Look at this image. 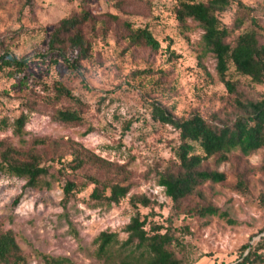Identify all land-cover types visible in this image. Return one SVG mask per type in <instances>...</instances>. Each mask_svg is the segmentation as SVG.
Here are the masks:
<instances>
[{"label":"rangeland","instance_id":"374dc122","mask_svg":"<svg viewBox=\"0 0 264 264\" xmlns=\"http://www.w3.org/2000/svg\"><path fill=\"white\" fill-rule=\"evenodd\" d=\"M178 1L0 0V53L7 50L29 58L20 74L9 76L0 70V141L4 144L0 149L7 144L19 148L12 122L25 113L27 143L19 149L25 151L33 138H44L47 145L40 151L55 172L49 188H32L24 179L0 171L1 227L12 230L27 264H43V253L66 256L70 264H105L95 256L93 240L102 230L126 236L124 226L134 212L129 202L132 194L149 197L148 206H138L148 221L176 228L182 247L175 251L188 264H237L249 249L264 256V145L249 155L234 151L218 164L206 162L209 168L223 171L225 179L203 182L201 196L180 202L182 209L211 203L225 215L179 212L157 183L158 171L175 160L178 132L151 116L153 103L177 117L198 112L208 119L215 115L228 121L239 111L216 74L213 55L203 50L199 24L176 18ZM241 1L251 7L263 41L264 0ZM83 10L93 19L83 25L91 48L79 70L68 68L51 52L41 58L57 21ZM234 10L232 4L218 17L231 26ZM250 23L244 20L233 34ZM127 24L149 29L159 47L131 43ZM227 78L239 82L243 97L264 95V84L240 74L231 62ZM54 81L80 98V123L53 118L56 107L71 105L53 99ZM128 120L131 125L124 130ZM73 148L89 156L81 168L73 171L51 159L59 151L62 160H69ZM85 174L129 184V192L117 204L106 205L90 198L89 184L64 204L65 179L80 181Z\"/></svg>","mask_w":264,"mask_h":264},{"label":"trees","instance_id":"16d2710c","mask_svg":"<svg viewBox=\"0 0 264 264\" xmlns=\"http://www.w3.org/2000/svg\"><path fill=\"white\" fill-rule=\"evenodd\" d=\"M232 4L235 6L231 26L223 23L218 17L220 11ZM179 20L191 18L202 29L201 44L203 50L210 52L215 60V71L224 84L228 94L232 95L233 105L237 111L228 121L218 117L210 119L198 112L177 117L165 106L153 103L151 116L164 124L171 125L178 132V143L173 148L175 160L168 161L157 173V183L163 187L179 212L204 215H225V212L211 204L196 205L182 209L180 202L192 195L201 196L199 186L205 182H220L225 173L205 165L209 160L216 164L227 160L229 154L239 151L249 155L264 145V95L260 98L243 97L239 91V82L227 78L231 62L237 72L248 76L253 82L264 84V40L258 34L260 26L251 15V7L241 0H179L175 9ZM93 16L83 10L60 18L47 40V51L41 58L48 57L49 52L61 57L65 65L78 71L81 61L90 55L91 42L83 32V25L89 23ZM244 20H249L250 27L234 33ZM127 37L131 43H143L152 49L159 47V41L146 27H131L127 24ZM234 35L230 40V36ZM49 57L55 63L57 58ZM28 57L17 56L9 51L0 53V70L9 76L24 71ZM53 99H61L71 105H60L53 111V118L61 122L80 123L81 111L78 106L80 98L60 81L51 84ZM26 114L21 113L12 122V132L18 137L19 148L27 143L23 134ZM131 125L126 121L124 130ZM0 141V146H3ZM47 145L44 138H33L29 147L21 151L15 145L7 144L0 149V171L20 177L32 188H49L55 179V172L44 162L41 147ZM69 160H62L63 152H55L51 159L69 166L73 171L81 168L89 156L73 148ZM64 165V166H63ZM240 184L244 186L241 179ZM91 184L90 198L106 205L117 204L129 192V184L99 179L94 174H85L83 180L65 179L62 186L63 203L73 195ZM18 197L14 201H17ZM129 202L134 209L129 221L124 226L126 236L120 238L114 231L102 230L94 238V254L105 264H188L183 257L177 256L175 248L182 247V242L175 235V227L164 226L147 220L142 216L138 206H148L150 199L145 194H132ZM149 224L148 227L146 225ZM264 245V242L261 243ZM43 264H70L66 256L41 254ZM257 262L264 264L261 252L249 249L241 254L237 264ZM0 264H27L25 256L15 240L11 229H3L0 223Z\"/></svg>","mask_w":264,"mask_h":264}]
</instances>
